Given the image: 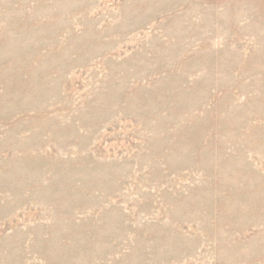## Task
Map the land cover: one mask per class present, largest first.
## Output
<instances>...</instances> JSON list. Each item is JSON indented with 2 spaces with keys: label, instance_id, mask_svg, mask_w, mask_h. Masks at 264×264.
<instances>
[{
  "label": "rangeland",
  "instance_id": "374dc122",
  "mask_svg": "<svg viewBox=\"0 0 264 264\" xmlns=\"http://www.w3.org/2000/svg\"><path fill=\"white\" fill-rule=\"evenodd\" d=\"M0 264H264V0H0Z\"/></svg>",
  "mask_w": 264,
  "mask_h": 264
}]
</instances>
